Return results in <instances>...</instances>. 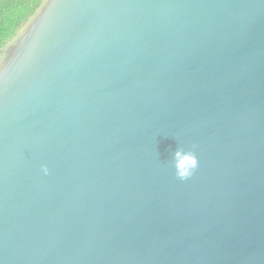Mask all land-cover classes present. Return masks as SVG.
<instances>
[{
    "label": "water",
    "instance_id": "95a60500",
    "mask_svg": "<svg viewBox=\"0 0 264 264\" xmlns=\"http://www.w3.org/2000/svg\"><path fill=\"white\" fill-rule=\"evenodd\" d=\"M0 264H264V0H44L0 56Z\"/></svg>",
    "mask_w": 264,
    "mask_h": 264
},
{
    "label": "trees",
    "instance_id": "16d2710c",
    "mask_svg": "<svg viewBox=\"0 0 264 264\" xmlns=\"http://www.w3.org/2000/svg\"><path fill=\"white\" fill-rule=\"evenodd\" d=\"M44 0H0V56Z\"/></svg>",
    "mask_w": 264,
    "mask_h": 264
},
{
    "label": "clouds",
    "instance_id": "9594fccd",
    "mask_svg": "<svg viewBox=\"0 0 264 264\" xmlns=\"http://www.w3.org/2000/svg\"><path fill=\"white\" fill-rule=\"evenodd\" d=\"M177 156H181V161L178 170L176 171V176L180 180H187L190 178L195 169L198 167V158L194 150L184 151L183 148H180L176 153ZM43 174H48L47 166H42Z\"/></svg>",
    "mask_w": 264,
    "mask_h": 264
}]
</instances>
